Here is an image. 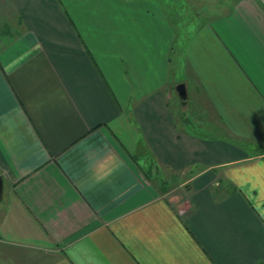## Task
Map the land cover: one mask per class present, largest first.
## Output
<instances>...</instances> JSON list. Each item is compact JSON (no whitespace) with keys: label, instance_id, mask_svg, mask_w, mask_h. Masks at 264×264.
Segmentation results:
<instances>
[{"label":"crops","instance_id":"obj_1","mask_svg":"<svg viewBox=\"0 0 264 264\" xmlns=\"http://www.w3.org/2000/svg\"><path fill=\"white\" fill-rule=\"evenodd\" d=\"M204 8L0 0V264H264V0Z\"/></svg>","mask_w":264,"mask_h":264},{"label":"rangeland","instance_id":"obj_2","mask_svg":"<svg viewBox=\"0 0 264 264\" xmlns=\"http://www.w3.org/2000/svg\"><path fill=\"white\" fill-rule=\"evenodd\" d=\"M164 1L166 4H169V5H173V4L179 5L181 13L183 12V9H184L186 12V15H185L186 17L184 19L181 17L184 21H186L187 18H190L194 14V12L201 11L202 9L205 10L204 6H206V8H210L214 6L215 4H217L218 2H227V0H174V1L164 0ZM183 20L179 23V25H181V31H183V26H182V24H184Z\"/></svg>","mask_w":264,"mask_h":264},{"label":"water","instance_id":"obj_3","mask_svg":"<svg viewBox=\"0 0 264 264\" xmlns=\"http://www.w3.org/2000/svg\"><path fill=\"white\" fill-rule=\"evenodd\" d=\"M177 89H178V92H179L180 96L182 98H186V88H185V84L184 83H180L177 86ZM1 191H2V180L0 178V195H1Z\"/></svg>","mask_w":264,"mask_h":264}]
</instances>
